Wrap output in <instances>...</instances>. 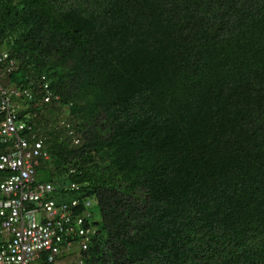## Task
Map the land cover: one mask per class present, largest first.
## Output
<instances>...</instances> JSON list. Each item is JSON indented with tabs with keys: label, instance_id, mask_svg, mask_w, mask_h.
<instances>
[{
	"label": "trees",
	"instance_id": "1",
	"mask_svg": "<svg viewBox=\"0 0 264 264\" xmlns=\"http://www.w3.org/2000/svg\"><path fill=\"white\" fill-rule=\"evenodd\" d=\"M3 51L39 181L98 200L72 264H264V0H0Z\"/></svg>",
	"mask_w": 264,
	"mask_h": 264
},
{
	"label": "built area",
	"instance_id": "2",
	"mask_svg": "<svg viewBox=\"0 0 264 264\" xmlns=\"http://www.w3.org/2000/svg\"><path fill=\"white\" fill-rule=\"evenodd\" d=\"M8 56L6 53L0 60ZM13 68L15 61L8 69ZM0 92L7 116L1 133L8 143V150L0 157V171L8 173L0 176V264H31L39 253H48V260L54 262L74 244L73 239L67 241L69 237H81L84 248H88L95 231L83 227V216L77 219L80 229L73 226V207L59 205L52 198V183L37 181V166L41 158H49V153L31 126L18 119L14 105L15 97L29 98L30 90L0 85ZM26 130L32 133L26 136ZM40 214L42 219L38 220Z\"/></svg>",
	"mask_w": 264,
	"mask_h": 264
},
{
	"label": "clouds",
	"instance_id": "3",
	"mask_svg": "<svg viewBox=\"0 0 264 264\" xmlns=\"http://www.w3.org/2000/svg\"><path fill=\"white\" fill-rule=\"evenodd\" d=\"M111 5V6H110ZM108 4V6H107V10H108V12H109V14H112L111 12H113V11H115V8H117V7H119V5H114V4ZM117 6V7H116ZM9 54L7 51H3L2 53H0V57H3V55L4 54ZM10 56V55H9ZM9 56L7 57V58H9ZM3 60H0V62H2ZM12 61H14V60H12ZM11 61V62H12ZM11 65V64H10ZM5 72H4V70L0 67V85H4V83H6L7 82V80H6V77H5ZM45 77V76H44ZM46 78V77H45ZM8 88V87H7ZM9 88H15V87H9ZM27 89H29V88H27ZM30 90V93H31V95H30V97H29V100L31 101V100H33V101H35L36 100V98L34 97L35 96V93H33L32 92V90L31 89H29ZM42 93H43V97H41V103H37L38 104V106H41V105H43V104H46V105H51V104H53V103H62L63 102V96H61V94L59 93V92H57L53 87H52V85H51V83H50V80L48 81V79L46 78V80H45V83H44V85H43V87H42V89L40 90ZM20 99H28V98H26V97H23V98H20ZM23 103H25L24 101H23ZM22 103V104H23ZM35 104H36V102H34ZM36 104V105H37ZM5 121V120H4ZM3 121V122H4ZM3 122L0 124V133H1V127H2V124H3ZM24 122V121H23ZM34 133V132H33ZM2 134V133H1ZM36 134V133H35ZM38 135V134H37ZM40 137V139L41 140H43L44 141V144H45V149H46V151L49 153V149H48V147H47V144H46V141H45V139L43 138V136H39ZM8 146V145H7ZM8 149H6V151H7ZM5 153V152H4ZM4 153H2V154H4ZM1 154V155H2ZM1 155H0V157H1ZM50 153H49V158H41L40 159V164L39 165H41V163L43 162V160H45V161H47V160H50ZM38 165V166H39ZM38 166H37V181L39 182V183H42V182H40L39 181V171H38ZM74 171V170H73ZM1 176V175H0ZM44 183H51V182H44ZM69 186V188L70 189H72V190H81V187H80V185L77 183V182H73V183H71V184H69L68 185ZM75 201H78V205H74V202ZM75 201H73V204H72V206H73V208L74 207H77V206H79L80 207V205L81 206H83L84 207V209H83V213H79V212H74V217H75V221L74 222H78L77 221V219L80 217V216H83V218L85 219V223L86 222H91V221H95L96 220V213L94 212V210H92V209H94V208H96V207H98V200H97V198L95 197V196H87V197H83V203H79V200H75ZM88 202H90L91 204L90 205H88ZM95 215V216H94ZM39 216H41V219H42V214H40ZM38 220H40V219H38ZM85 223H84V225H85ZM78 224V223H77ZM83 225V226H84ZM93 228V227H92ZM91 228V230L92 231H95V234L97 233V230L95 229V228H93L92 229ZM78 229H80V226H78ZM87 229H90V228H87ZM95 234H93L94 236H95ZM72 239L74 240V244L72 245V246H70V247H67V248H65L64 250H63V252L56 258V260L54 261V262H50L49 260V263H55V264H57V263H61V264H63V263H65V260L63 259V257H65L66 258V256H69V257H74V259H75V254L77 255V253H79V251H83V250H87L88 248H84V246H83V243H82V238L81 237H75V238H73L72 237ZM67 241H69V240H67ZM89 246H90V243H89ZM66 247V246H65ZM42 254H44V253H39L35 258H34V260L39 256V255H42ZM47 253H45V255H46ZM43 256V255H42ZM47 256H48V254H47ZM34 260L32 261V263L31 264H33V262H34ZM80 262H83L84 264H85V261L84 260H82V259H80V260H77L76 261V264H79Z\"/></svg>",
	"mask_w": 264,
	"mask_h": 264
},
{
	"label": "rangeland",
	"instance_id": "4",
	"mask_svg": "<svg viewBox=\"0 0 264 264\" xmlns=\"http://www.w3.org/2000/svg\"><path fill=\"white\" fill-rule=\"evenodd\" d=\"M98 209H99L98 207L92 209V210H94V212L96 213V217H95L96 220L100 219V213H99V210H98ZM94 216H95V215H94ZM38 219H41V216L38 215ZM73 260H74V257L72 256V257L67 258L66 261H67L68 263L72 264V263H73ZM57 264H61V263H57Z\"/></svg>",
	"mask_w": 264,
	"mask_h": 264
}]
</instances>
